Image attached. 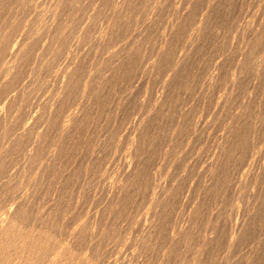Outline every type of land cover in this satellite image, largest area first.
<instances>
[{"label":"rangeland","instance_id":"obj_1","mask_svg":"<svg viewBox=\"0 0 264 264\" xmlns=\"http://www.w3.org/2000/svg\"><path fill=\"white\" fill-rule=\"evenodd\" d=\"M3 224L0 264H264V0H0Z\"/></svg>","mask_w":264,"mask_h":264},{"label":"bare ground","instance_id":"obj_2","mask_svg":"<svg viewBox=\"0 0 264 264\" xmlns=\"http://www.w3.org/2000/svg\"><path fill=\"white\" fill-rule=\"evenodd\" d=\"M11 219H12V218H11ZM9 221H10V220H9ZM9 221H8V222H9ZM6 222H7V221H6ZM10 224H11V223H10ZM10 226H12V225H10ZM13 226H14V225H13ZM5 227H7L6 224H5V225L3 224L2 226H0V233H1V234L4 233V229H5ZM14 227H15V226H14ZM6 229H8V228H6ZM5 231H6V230H5ZM6 232H7V231H6ZM6 232H5V233H6ZM1 234H0V236H1ZM6 234H7V233H6ZM23 237H24V236H23ZM3 238H4V237H3ZM0 239H1V238H0ZM22 247H23V246H22ZM22 247H21V249H22ZM24 248H25V247H24ZM5 249H6V248H5ZM33 250H34V248L32 249V251H33ZM25 251H26V250H25ZM37 251H38V250H37ZM23 253H24V252H23ZM30 253H32L31 250H30V249L27 250V255L30 254ZM4 254H5V253H4ZM25 254H26V252H25ZM21 257H22V256H21ZM23 261H24V260H23ZM31 264H32V263H31Z\"/></svg>","mask_w":264,"mask_h":264}]
</instances>
